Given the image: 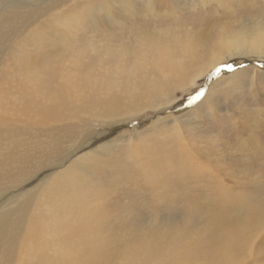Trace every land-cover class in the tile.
<instances>
[{"label": "rangeland", "instance_id": "374dc122", "mask_svg": "<svg viewBox=\"0 0 264 264\" xmlns=\"http://www.w3.org/2000/svg\"><path fill=\"white\" fill-rule=\"evenodd\" d=\"M71 3L60 5V1L54 2L56 9L49 4L38 6L42 13L39 12L37 22L69 18L68 15H73ZM87 6L95 10L96 18L86 14ZM130 7L136 11L133 15L126 13ZM114 12L117 14L113 16ZM75 22L86 23L83 26L71 23L66 29V35L74 41L72 45L71 38L68 39L71 43L69 49L74 52L70 55L76 58V65L85 63L87 70L99 61L96 58L101 52H87L86 46L93 42L100 47L99 37L103 33L122 35L121 32H125L127 35L129 27H137L142 22L161 49L172 44H182L184 49H191L192 45L206 51L217 49L223 54L219 61L239 59L247 64V74L241 78L237 73L238 79L227 85L220 79L206 81L203 75L194 79L190 87L184 86L187 89L175 90L178 96L174 117L166 118L149 108L146 112L140 111L142 114L133 120L106 125L97 120L92 111L70 112V116L58 112L42 121L24 106L28 92L24 90L25 83L29 89L33 83L67 71L78 78L73 82L90 83L80 75L83 72L60 67L39 70L36 66L18 70L9 65L8 69L21 72L23 80L7 83L6 95L0 97V131L5 127L24 125L30 119L35 122L31 134L19 133L6 138L5 132H0L1 206L10 195L17 202L24 194L23 187L45 173L48 178L26 200L24 208L30 206L25 217V226L28 227L35 214L34 207L41 205L45 188L65 171L92 167L98 172L92 177L103 182L98 203L110 218L112 231H126L129 238L137 240L148 232L149 226L152 229L146 242L123 244L116 254L107 258L95 255L75 264H202L210 257H219L220 264H264V70L257 59L261 46L257 44L249 55L239 57H227L225 53L228 51L222 46V42L230 37V42L242 38L257 41L261 26L264 31V0H109L102 5L99 0H91ZM55 25L65 32L62 24ZM244 25L246 27H242ZM59 37L60 34L51 31L44 39L45 44L53 43ZM22 38L18 33L17 43ZM21 46L24 51V45ZM184 49L178 47L172 55L176 62H180V57L184 58V72L191 80L190 69L198 66L207 69L205 65L211 60L210 57L201 60L186 52L179 54ZM135 53L136 59L149 57L146 50L135 48ZM53 81L49 90L59 91V83ZM201 85L210 89V95L202 104L189 106L185 97ZM177 119L181 120L179 126L185 128L184 135L172 132ZM55 128L61 132L38 135L39 131ZM91 139L92 144H85ZM179 142L183 147L178 150L174 146ZM21 144L34 147L22 152L23 161L12 163L10 157L19 153ZM127 147L135 152L143 149L137 166L141 170H133L130 175L119 178L115 175L116 165L125 163L122 159L127 156L124 150ZM178 151H182L183 157ZM171 155L177 161H171ZM59 166L60 171L50 173ZM26 169L30 172L23 176ZM159 214L163 216L160 218ZM64 220L69 224V218ZM131 225L140 227L134 233ZM57 229L50 226V233ZM107 229H104L103 237L111 234V228ZM20 243L21 239L15 255H18ZM151 243L160 247L148 259L128 257L129 250H135L136 255ZM68 248L67 243H59L61 252ZM3 264L17 262L10 259Z\"/></svg>", "mask_w": 264, "mask_h": 264}, {"label": "bare ground", "instance_id": "6f19581e", "mask_svg": "<svg viewBox=\"0 0 264 264\" xmlns=\"http://www.w3.org/2000/svg\"><path fill=\"white\" fill-rule=\"evenodd\" d=\"M22 1L0 0V97L6 95L5 87L7 83L23 80L21 72L15 73L12 69H8L9 65H14L18 70L28 66H36L39 70L47 67L71 68L83 72L84 74L80 75L85 76L90 82H73L78 78L71 76L67 71L59 76H50L46 81L33 83L29 89L28 84L25 83L24 90H28V92L24 100V106L42 121H46L50 115L58 112H64L70 116V112L79 114L92 111L97 120H102L108 125L117 121L122 122L121 120H133L136 118L135 116L142 114L140 111L146 112L149 108L150 111H159L166 118L174 117L177 115L175 114L177 108L174 104L177 102L176 96H178L175 90L190 87V83L194 79L206 75L214 62H219L220 56L223 55L217 49L212 51L201 50L198 45H192L191 49H184L182 44H172L165 49H161L155 44L151 31L146 29L141 22L137 27L134 25V27H129L127 35L124 34L125 32H121L122 35L119 33L105 35L103 33L99 37L100 47L94 45L93 42L90 43L89 47L86 46L87 52H101L96 58L99 61L92 69L87 70L85 63H77L76 65V58H72L70 55L74 53L69 49L71 47L70 41L72 45L74 41H72L70 35L69 37L66 35V29L71 23V25L76 23L81 26L86 23L75 21L83 13L86 3L91 0ZM59 1L60 5L72 2V8H69L71 12L73 11V15H68L69 18H56L55 21L51 20V22L43 19L42 22L38 23L36 18H39L38 15L42 13L38 6L49 4V6L56 9L57 7L53 3ZM99 1L102 5L109 0ZM133 1L131 0V2ZM150 10L152 11V9ZM116 12L113 16L117 14ZM135 12L130 7L126 13L133 15ZM86 14L96 18L95 10L90 6L86 7ZM144 16H146V13ZM119 23L122 26L121 21ZM34 24L36 25L33 26ZM55 24H62L65 27V32ZM55 27L57 29H52ZM242 27H246V25ZM6 28L10 29L6 30ZM51 31L57 32L60 37L53 43L45 44L44 39ZM18 33H20L21 38L24 37L17 43L16 36ZM43 33L46 34L43 35ZM65 37L67 38L65 39ZM69 38H71L70 41ZM230 38L222 42V46L228 51L227 53L237 52L244 46H247L251 51L254 50L257 44L261 46L260 48L264 47L262 26L257 41L242 38L230 42ZM17 45H20L21 50ZM21 45H24V51ZM178 47L184 49L180 50L179 54L182 52L191 53L192 56H197L201 60L210 57L211 61L205 65L207 69H204L203 66L191 68L192 79L190 80L188 74L184 72L182 64L184 58L180 57V62L174 61L172 52ZM135 48L148 51L149 57L136 59ZM78 55H80V52ZM130 58L132 61H130ZM54 79L59 83V91L49 90ZM75 85L79 89L74 88ZM66 88L68 90L65 92ZM190 90L192 89L188 91ZM34 122V119H30L24 125H16L12 128L5 127L0 132H5L6 138H13L19 133L31 134ZM174 123L177 126L172 132L178 133L179 136L184 135L186 133L185 128L179 126L181 120H174ZM56 129L39 131L38 135L47 136L54 132H61ZM64 136L66 137V135ZM92 143L93 139L85 142L88 145ZM18 145L19 143L12 145V147ZM21 146L19 153L10 157L12 163L18 164V161H23L22 152L34 147L24 144H21ZM182 147L183 145L180 142L174 146L178 150ZM159 149L163 148L160 147ZM124 150L127 156L122 161L125 163L121 164L119 162L115 170V175L119 178L130 175L133 170L136 172L141 170L137 166L140 165L143 149L135 152L127 147ZM178 152L183 157L182 151ZM170 157L171 161H177L175 156L171 155ZM59 168L60 166L54 168L50 173L54 174L60 171ZM29 172L30 169L24 170L23 176L29 174ZM94 173L98 172L89 167V169L72 168L70 171H65L59 175L52 185L43 190L44 195L42 196L41 205L34 207L35 214L30 218L28 227L25 226V217L30 206L24 208L26 200L31 192L48 178L45 173L32 184L23 187L24 194L17 202L10 195V199L4 205L1 206L0 204V264L8 263L10 259L16 261L17 264H75L95 255V257L107 258L110 254H116L118 247L123 244L136 245L148 241L152 226H149L148 232L137 240L129 238L126 231L123 233L112 231L113 224L110 223V218L106 216V212L98 203V197L103 193L101 188L103 182L101 179L92 177ZM159 216L161 218L163 215L159 214ZM65 217L69 218V224H67V220H64ZM63 221L64 224H61ZM50 226L58 229L51 234ZM108 226L111 228V234L108 237H103L104 229L105 231L108 230ZM139 227L140 225L136 227L131 225V232H137ZM20 239L18 255H15ZM159 240H162V237ZM59 243H67L69 245L67 251L61 252ZM159 247L157 243H151L146 250L136 255L135 250L131 249L128 257L146 260ZM162 253H165V251H162ZM218 258L212 259L210 257L202 264H220V258Z\"/></svg>", "mask_w": 264, "mask_h": 264}, {"label": "snow or ice", "instance_id": "6c2138e0", "mask_svg": "<svg viewBox=\"0 0 264 264\" xmlns=\"http://www.w3.org/2000/svg\"><path fill=\"white\" fill-rule=\"evenodd\" d=\"M250 49L247 46H244L241 50H238L234 53H225L227 57L232 56H247L250 53ZM254 55H257L253 52ZM257 59L260 60V67L264 70V47L261 48L259 54L257 55ZM247 64L243 63L239 59H224L216 64H214L211 68H209L208 72L205 75V80L207 81L210 78L220 79L224 82L225 85L231 84L232 82L238 79L237 73L241 74V78L246 75ZM210 95V89H205L202 85L193 90L189 96L185 97L189 106L202 104L205 97ZM183 103V101L181 102Z\"/></svg>", "mask_w": 264, "mask_h": 264}]
</instances>
